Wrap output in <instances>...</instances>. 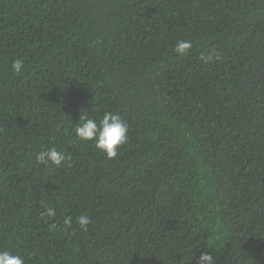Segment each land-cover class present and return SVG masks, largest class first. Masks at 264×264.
<instances>
[{"label":"trees","instance_id":"obj_1","mask_svg":"<svg viewBox=\"0 0 264 264\" xmlns=\"http://www.w3.org/2000/svg\"><path fill=\"white\" fill-rule=\"evenodd\" d=\"M82 110L127 124L115 158L78 139ZM52 147L70 160L39 164ZM206 249L264 264V0H0V250L196 264Z\"/></svg>","mask_w":264,"mask_h":264},{"label":"clouds","instance_id":"obj_2","mask_svg":"<svg viewBox=\"0 0 264 264\" xmlns=\"http://www.w3.org/2000/svg\"><path fill=\"white\" fill-rule=\"evenodd\" d=\"M192 48L191 40H178L174 47V52L178 55H186ZM214 58L218 59V56L213 53L212 55H201V61L207 63ZM24 69V62L21 59H16L11 64V71L19 74ZM85 111L82 110L79 123L75 128L76 136L83 142L91 141L94 143L95 148L106 155L108 159H113L118 155V149L127 143L129 128L127 124L121 119V117L112 112L104 113L102 119L97 121L95 118H91L84 115ZM70 157L66 156L62 151H59L56 147L41 151L36 156V161L39 164L48 166L49 164L56 167L67 163ZM47 217L52 218L55 216V209L48 207L44 213ZM76 223L80 230L87 231L92 221L89 215L81 214L77 217ZM64 224L71 227L72 218L65 219ZM208 249H211L208 247ZM206 249L199 256L196 264H217V260L213 257L211 252ZM193 260L190 256V262ZM0 264H25L24 260L18 255L13 254L9 250H0Z\"/></svg>","mask_w":264,"mask_h":264}]
</instances>
